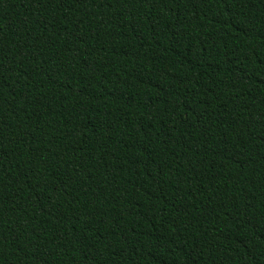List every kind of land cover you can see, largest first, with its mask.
Listing matches in <instances>:
<instances>
[{
  "label": "trees",
  "instance_id": "16d2710c",
  "mask_svg": "<svg viewBox=\"0 0 264 264\" xmlns=\"http://www.w3.org/2000/svg\"><path fill=\"white\" fill-rule=\"evenodd\" d=\"M0 264H264V0H0Z\"/></svg>",
  "mask_w": 264,
  "mask_h": 264
}]
</instances>
